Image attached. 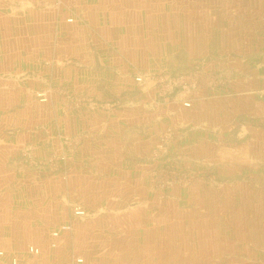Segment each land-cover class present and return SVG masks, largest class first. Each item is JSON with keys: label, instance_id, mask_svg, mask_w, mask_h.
<instances>
[{"label": "rangeland", "instance_id": "1", "mask_svg": "<svg viewBox=\"0 0 264 264\" xmlns=\"http://www.w3.org/2000/svg\"><path fill=\"white\" fill-rule=\"evenodd\" d=\"M10 1L63 15L97 61L107 49L110 101L70 95L63 111L104 112L122 136L92 154L108 163L97 195L66 198L68 220L0 245L1 264H264V0ZM62 143L42 161L23 151L25 165L64 184L77 137Z\"/></svg>", "mask_w": 264, "mask_h": 264}, {"label": "crops", "instance_id": "2", "mask_svg": "<svg viewBox=\"0 0 264 264\" xmlns=\"http://www.w3.org/2000/svg\"><path fill=\"white\" fill-rule=\"evenodd\" d=\"M25 4L0 0L2 246L23 244L24 240H33L35 233L41 236L64 222L69 218L66 198L86 193L96 196L97 180L108 179H103L107 175L101 166L108 163L92 154L111 149L112 136H122V127L112 131L111 119L106 121L104 112L84 116L82 110L75 109L74 113H64L63 105L70 95L91 102L110 101L113 87H118L109 65H105L107 49L100 52L101 60L97 61L87 41L81 40L83 33L65 29L63 15L36 12L25 8ZM110 4L108 0L90 3L93 7ZM95 13L96 9L90 11L89 21H96ZM93 31L97 44L105 45L102 39L106 35L101 31L105 33L106 27ZM38 92L48 94L47 103H38ZM123 125H127L125 120ZM68 135L77 137L78 147L64 184L61 174L49 175L25 165L23 151L42 161L58 153L63 147L62 137Z\"/></svg>", "mask_w": 264, "mask_h": 264}, {"label": "built area", "instance_id": "3", "mask_svg": "<svg viewBox=\"0 0 264 264\" xmlns=\"http://www.w3.org/2000/svg\"><path fill=\"white\" fill-rule=\"evenodd\" d=\"M74 214L76 216H79L80 217V216H83L84 215V212L81 209L76 208V209H74ZM69 229L70 228L68 226H61V227L58 228L57 231H55V232L52 233V236L58 237L60 235V232L61 231H67ZM28 252L31 253V254L37 255L39 253V249H37L36 247L30 246V247H28ZM1 256H2V252H0V257ZM74 262L77 263V264H80V263H82V259L77 257L74 260ZM65 264H67V263H65Z\"/></svg>", "mask_w": 264, "mask_h": 264}]
</instances>
